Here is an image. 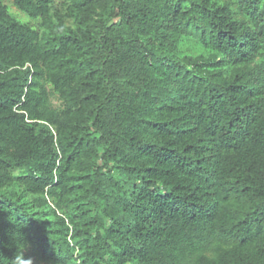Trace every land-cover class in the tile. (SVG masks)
<instances>
[{"label":"trees","instance_id":"1","mask_svg":"<svg viewBox=\"0 0 264 264\" xmlns=\"http://www.w3.org/2000/svg\"><path fill=\"white\" fill-rule=\"evenodd\" d=\"M56 1L0 0V264H264V0Z\"/></svg>","mask_w":264,"mask_h":264},{"label":"rangeland","instance_id":"2","mask_svg":"<svg viewBox=\"0 0 264 264\" xmlns=\"http://www.w3.org/2000/svg\"><path fill=\"white\" fill-rule=\"evenodd\" d=\"M4 2L9 6V9L13 15L19 18L23 22L30 23L35 28H40L41 19L31 18L26 12L21 10L14 2V0H4ZM58 5H61L62 0L56 1ZM209 49L203 46L196 38L189 37L181 43V54L197 56L201 54L209 53ZM53 103L56 106L61 104V100L58 95L55 94L52 97Z\"/></svg>","mask_w":264,"mask_h":264},{"label":"clouds","instance_id":"3","mask_svg":"<svg viewBox=\"0 0 264 264\" xmlns=\"http://www.w3.org/2000/svg\"><path fill=\"white\" fill-rule=\"evenodd\" d=\"M20 264H24V261L21 260V261H20Z\"/></svg>","mask_w":264,"mask_h":264}]
</instances>
